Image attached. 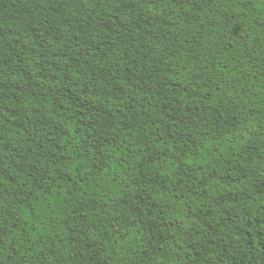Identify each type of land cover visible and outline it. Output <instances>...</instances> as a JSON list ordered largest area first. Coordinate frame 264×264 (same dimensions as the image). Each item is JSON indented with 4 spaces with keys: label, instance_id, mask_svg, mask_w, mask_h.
<instances>
[{
    "label": "trees",
    "instance_id": "obj_1",
    "mask_svg": "<svg viewBox=\"0 0 264 264\" xmlns=\"http://www.w3.org/2000/svg\"><path fill=\"white\" fill-rule=\"evenodd\" d=\"M161 3L0 0V264H264V0Z\"/></svg>",
    "mask_w": 264,
    "mask_h": 264
},
{
    "label": "rangeland",
    "instance_id": "obj_2",
    "mask_svg": "<svg viewBox=\"0 0 264 264\" xmlns=\"http://www.w3.org/2000/svg\"><path fill=\"white\" fill-rule=\"evenodd\" d=\"M112 1H116V0H112ZM96 2L97 0H90L91 6L96 7ZM148 2L154 8H160L162 5L161 0H148ZM252 32L255 38H264V29H254ZM211 44L214 48H218L219 46L218 41H213ZM215 59L216 61L223 64H228L231 62L237 63L240 67V73L237 75V79H242L246 68H251L254 72H257L259 69L264 68V64L254 62L251 60H245L242 58V54L240 52H233L229 49H223L220 54H217L215 56ZM263 95H264V81L260 85V87L251 94V100L254 103H259Z\"/></svg>",
    "mask_w": 264,
    "mask_h": 264
}]
</instances>
